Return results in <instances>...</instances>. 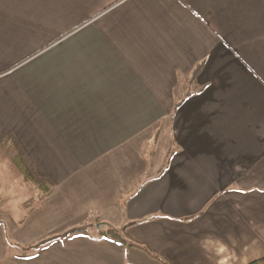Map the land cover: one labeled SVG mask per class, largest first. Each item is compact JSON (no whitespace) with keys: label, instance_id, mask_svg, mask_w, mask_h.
<instances>
[{"label":"crops","instance_id":"crops-1","mask_svg":"<svg viewBox=\"0 0 264 264\" xmlns=\"http://www.w3.org/2000/svg\"><path fill=\"white\" fill-rule=\"evenodd\" d=\"M9 132L54 184L0 208V264H163L101 235L131 222L172 264L263 257L264 0H0Z\"/></svg>","mask_w":264,"mask_h":264},{"label":"trees","instance_id":"trees-1","mask_svg":"<svg viewBox=\"0 0 264 264\" xmlns=\"http://www.w3.org/2000/svg\"><path fill=\"white\" fill-rule=\"evenodd\" d=\"M9 140H12V144L14 145L16 151H17V157L19 164L21 165L24 173L25 179L31 183L32 186L37 187L40 191V200H44L46 197H48L51 193L52 187H53V181L50 177L45 175H40L30 159L27 157L25 151L19 144V142L16 140L15 136L12 133H5L0 135V143L9 142ZM169 161V157L166 161V165ZM136 222H131L129 224H125L120 228H117L115 226H108L106 229H104L101 233L103 237H110L119 240L121 243H123L126 246H134L141 250H143L148 256H150L153 259H156L163 264H172L170 260L160 251L155 250L147 245H144L142 242H139L133 238H131L127 232V228L130 225L135 224ZM76 232H82L84 234H88V229L85 227L82 228H72L67 231H65L62 234H53L49 235L36 243L27 245L24 248L25 253H23V256L29 255L33 250L39 248L43 244L54 240L56 238H65L67 235L76 233ZM247 264H264V256L258 259H255Z\"/></svg>","mask_w":264,"mask_h":264},{"label":"rangeland","instance_id":"rangeland-1","mask_svg":"<svg viewBox=\"0 0 264 264\" xmlns=\"http://www.w3.org/2000/svg\"><path fill=\"white\" fill-rule=\"evenodd\" d=\"M39 200L40 191L25 179L14 145L0 143V208L11 213L18 221L30 208L38 205ZM79 225L96 233L95 227L91 228L85 223Z\"/></svg>","mask_w":264,"mask_h":264}]
</instances>
